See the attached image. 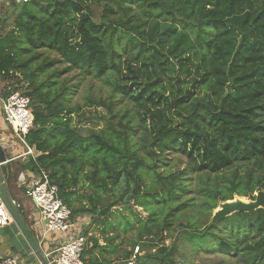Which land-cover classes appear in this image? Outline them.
Returning <instances> with one entry per match:
<instances>
[{
	"label": "trees",
	"instance_id": "1",
	"mask_svg": "<svg viewBox=\"0 0 264 264\" xmlns=\"http://www.w3.org/2000/svg\"><path fill=\"white\" fill-rule=\"evenodd\" d=\"M90 81L108 96L75 102ZM0 82L29 98L38 154L0 167L7 191L46 173L102 233L83 264H264L263 210L211 223L264 191V0H9ZM90 108L101 129L80 125Z\"/></svg>",
	"mask_w": 264,
	"mask_h": 264
},
{
	"label": "built area",
	"instance_id": "2",
	"mask_svg": "<svg viewBox=\"0 0 264 264\" xmlns=\"http://www.w3.org/2000/svg\"><path fill=\"white\" fill-rule=\"evenodd\" d=\"M0 102L5 124L12 136L24 144V137L33 126L29 98L21 91H11L6 97L0 96ZM4 141L1 138L0 144L2 145ZM24 196L32 201L42 223L40 242H45L51 234L64 235V240L56 250L44 254L48 264H83L81 253L85 247L86 238L82 236L78 224L71 219L70 209L59 197L57 187L50 184L47 174L41 172V175L26 187ZM12 204L16 209L20 208L16 201H12ZM11 221L12 218L0 197V229L8 226ZM137 253L136 248L127 264H136L135 254ZM0 264H17V261L0 256Z\"/></svg>",
	"mask_w": 264,
	"mask_h": 264
},
{
	"label": "crops",
	"instance_id": "3",
	"mask_svg": "<svg viewBox=\"0 0 264 264\" xmlns=\"http://www.w3.org/2000/svg\"><path fill=\"white\" fill-rule=\"evenodd\" d=\"M2 84L5 83L0 82V85ZM1 138L5 140L1 146L5 152L7 163H14L17 161L22 163L27 155L33 158L38 155L34 150L28 148L25 143H21L12 136L10 129L3 120L0 102V139ZM17 174L18 176L13 183L14 185H12L8 194L10 199L13 197L14 200L19 203L24 222L29 227L34 238L38 240L36 237H40L42 223L37 210L34 211L29 203L30 199L24 197V190L27 186L31 185L37 177L28 171H21ZM17 194H21L22 198L18 197ZM63 240V234H51L44 248H42L43 245L40 246L42 253L47 254L53 252ZM0 256L13 258L17 261V264H40L13 220L8 226L0 229Z\"/></svg>",
	"mask_w": 264,
	"mask_h": 264
},
{
	"label": "rangeland",
	"instance_id": "4",
	"mask_svg": "<svg viewBox=\"0 0 264 264\" xmlns=\"http://www.w3.org/2000/svg\"><path fill=\"white\" fill-rule=\"evenodd\" d=\"M8 11H9V0H0V17L3 16L4 14H7ZM7 26H10L9 22L7 23ZM100 85H102L104 88L100 89V91H99ZM89 91H91L95 97L101 95L103 98H106V96H108V90L103 84H101L99 82L90 81L87 86L85 84L79 90L78 96L75 97V102L82 103L83 102L82 96L89 93ZM6 94H7V85H5V84L0 85V96L5 97ZM115 100H117V99L115 98ZM125 109H126V107H125V105H123V110H125ZM104 115H106V111L102 108L85 109L84 110V118L80 122V125L87 128V129H91V130L101 129L104 126V121L102 120V117ZM14 145H15V142H14ZM178 166L183 167L180 164ZM13 182L14 181H12L11 183H13ZM17 196L22 198L21 194H17ZM235 198H237V197H235ZM29 203L31 204L33 210L35 211L36 209H35L33 203L30 200H29ZM115 209H113V210H115ZM137 210L140 212L141 216H143V217L145 216V213H143L142 210H140V209H137ZM128 214L129 213L127 211H123V215H128ZM74 221H76L78 223L81 234L83 235V232L88 228V226L91 222V218L88 215H81V216L76 217ZM91 236L98 238L99 244L102 245L104 243V241L102 239V233L100 232V229L95 225L90 228L88 235L85 236L86 241H87V238H89ZM36 238H38V240H36V241L40 244V246L43 245L42 248H44V245L48 242L49 236L45 242H40V237H38V236ZM125 238H126V240L123 243V248L130 250L131 246H129V245L126 246L127 242H128V240H127L128 237H125ZM168 243H169V241L166 242L167 245H168ZM138 254H139V256H142L144 253L138 252ZM194 264H237V263L235 261H232V260L221 261L220 259H217L214 257L211 259H207L205 261L197 259Z\"/></svg>",
	"mask_w": 264,
	"mask_h": 264
},
{
	"label": "water",
	"instance_id": "5",
	"mask_svg": "<svg viewBox=\"0 0 264 264\" xmlns=\"http://www.w3.org/2000/svg\"><path fill=\"white\" fill-rule=\"evenodd\" d=\"M7 163L5 152L0 144V167ZM0 197L3 201L6 209L8 210L13 222L18 227L21 232L23 238L31 248L33 254L37 258L40 264H48L47 260L44 257V254L41 251V248L30 232L29 227L24 222L22 216L19 211L12 204V200L9 197L4 177L2 175L0 169ZM261 209L264 211V191H258L254 194V200H247L244 198H234L229 201L222 202L218 205V207L213 211L211 217V223H217L234 213H251Z\"/></svg>",
	"mask_w": 264,
	"mask_h": 264
},
{
	"label": "clouds",
	"instance_id": "6",
	"mask_svg": "<svg viewBox=\"0 0 264 264\" xmlns=\"http://www.w3.org/2000/svg\"><path fill=\"white\" fill-rule=\"evenodd\" d=\"M18 210V209H17Z\"/></svg>",
	"mask_w": 264,
	"mask_h": 264
}]
</instances>
